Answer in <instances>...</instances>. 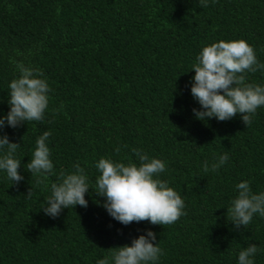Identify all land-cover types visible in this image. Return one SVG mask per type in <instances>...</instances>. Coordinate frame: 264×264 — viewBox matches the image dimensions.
Listing matches in <instances>:
<instances>
[{"label":"trees","instance_id":"1","mask_svg":"<svg viewBox=\"0 0 264 264\" xmlns=\"http://www.w3.org/2000/svg\"><path fill=\"white\" fill-rule=\"evenodd\" d=\"M206 4L0 0V116L10 110L9 84L19 75L12 60L40 69L50 86L41 121L0 130L20 143L15 156L23 176L12 184L0 170V264H97L109 248L130 246L148 230L163 252L156 264H238L239 251L251 243L258 247L254 264H264V216L255 214L247 228L227 219L238 183L264 192V106L247 127L239 113L204 122L194 116L201 106L191 94L192 65L204 46L243 39L264 63V0ZM245 75L264 86V70ZM45 131L54 171L42 178L27 163ZM133 150L165 163L159 178L185 202L186 214L175 223L123 225L93 191L98 160L137 162ZM225 153L228 161L213 172L211 164ZM77 164L91 188L87 208L46 215L41 207L51 184Z\"/></svg>","mask_w":264,"mask_h":264},{"label":"clouds","instance_id":"2","mask_svg":"<svg viewBox=\"0 0 264 264\" xmlns=\"http://www.w3.org/2000/svg\"><path fill=\"white\" fill-rule=\"evenodd\" d=\"M207 6L206 0H199ZM19 73L9 84L10 110L0 116V130L6 125L16 128L30 121H41L49 105L50 86L44 73L38 68L25 66L22 62L11 61ZM195 75L192 77L191 94L201 106L193 109L196 119L206 122L207 118L227 121L238 113L249 126L257 109L264 106V86L246 81V72L264 70L259 63L252 46L245 40L219 41L204 46L192 65ZM51 132L45 131L37 140L36 147L27 170L34 175L46 178L52 174L54 165L50 159L47 140ZM20 143L10 142L6 134L0 135V149L6 150L0 156V170H4L12 184H18L23 176L18 169L21 160L15 153ZM120 152V148L115 150ZM137 162H116L101 157L96 163L100 175L96 178L97 196L104 197L102 206L108 214L123 225L132 222L148 221L153 225L175 223L184 212L185 202L181 195L159 178L166 171L165 163L151 158L142 150H133ZM228 154L220 155L211 164V170L217 171L228 161ZM204 171L209 165L204 164ZM39 182H43L41 179ZM88 178L79 164L74 171L60 172L58 182L51 184V195L41 207L46 215L56 218L65 208L79 205L87 208L85 194L89 192ZM237 195L227 208V219L236 228H247L255 214L264 216V192L254 193L249 181L236 185ZM31 195V189L27 196ZM156 234L148 230L131 241V245L109 248L110 251L97 264H156L163 254L158 243H154ZM258 247L251 243L238 253V264H254L253 257Z\"/></svg>","mask_w":264,"mask_h":264}]
</instances>
